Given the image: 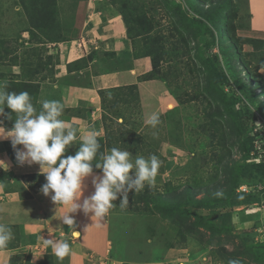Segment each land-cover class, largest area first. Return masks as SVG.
I'll return each mask as SVG.
<instances>
[{
	"label": "rangeland",
	"instance_id": "374dc122",
	"mask_svg": "<svg viewBox=\"0 0 264 264\" xmlns=\"http://www.w3.org/2000/svg\"><path fill=\"white\" fill-rule=\"evenodd\" d=\"M108 1L120 14L122 10L129 18L146 17L147 22L153 23L149 36L145 30L148 26L137 24L135 32H145L135 45L139 52L157 49L162 42L166 53L151 78H140L136 88H115L105 94L104 104L101 100L99 123L102 122L103 130L97 137L104 139V155L116 147L133 156L147 158L155 154L162 162L154 185L146 184L142 191L130 192L128 203L123 206L117 199L113 202V212L159 216L149 197L165 192L177 198L176 201H182L186 187L197 192L196 198L214 199L213 193L221 190L225 177L221 169L215 178L217 159L246 163L248 133L254 127L264 129V39L251 32L249 0H232L229 7L224 8L226 0H220L216 7V0H190L192 7L186 0H166L180 2L194 19L200 13L214 15V36L198 24L193 25L194 34H190V23H182L178 9L166 8L165 0ZM89 2L58 0L57 20L64 23L65 16L67 20L58 28L63 31L64 38L53 42L40 33L31 36V26L20 0H0V82L7 85L13 81L33 82L40 87L46 83L51 87L50 84L57 81L62 52L67 53L65 46L70 45L69 42L72 45L81 35L87 37ZM175 13L178 15L173 18ZM175 26L179 27V32ZM99 46L103 45L99 42ZM100 48L94 50L98 53L99 69L107 71L130 66L129 61H118L115 53L105 54ZM220 67L227 76L226 81L218 75ZM79 80L75 77L73 82L80 83ZM153 113L160 117L156 127L146 123ZM76 144L69 146L73 155L80 145ZM98 162L101 163L102 158ZM251 171L238 191H251L260 202L228 208H217L215 202L191 207L198 215L212 217L215 234L205 227L188 229L194 225L195 215L183 222L175 217L174 224L159 216L176 229L171 238H175L173 243L186 249L183 260L197 258L193 264H228L232 258L224 256L222 249L240 253L245 244L264 242V179L254 169ZM206 186L211 187L208 194L203 192ZM145 205L148 210H144ZM111 219L115 235L116 218ZM155 221L160 223L157 218ZM155 221L149 222L151 227L155 226ZM127 230L128 238L133 239L135 231ZM12 233L15 240L10 243L26 239L23 230L12 229ZM157 235L154 230L152 237L157 238ZM240 259L242 264H259L253 262L252 257L241 256Z\"/></svg>",
	"mask_w": 264,
	"mask_h": 264
},
{
	"label": "crops",
	"instance_id": "0c3cea01",
	"mask_svg": "<svg viewBox=\"0 0 264 264\" xmlns=\"http://www.w3.org/2000/svg\"><path fill=\"white\" fill-rule=\"evenodd\" d=\"M248 8L252 34L264 39V0H249ZM88 10L90 18L85 32L92 41L91 49L102 47L100 50L103 52H114L118 61H129L130 66L95 75L91 74L93 67L98 68L99 61L95 58L88 67H74L68 73L67 64L87 56L91 49L81 52L71 42L65 46L67 53L62 52V64L58 65L60 70L56 72L57 81L50 84L51 87L43 83L40 101L58 100L63 108L72 109L63 114L62 120L78 129L77 141L89 131L102 133V122L99 123L100 90L140 84L139 76L152 70L149 56H133L122 16L108 0H90ZM99 42L103 46H99ZM75 77L80 79V83L73 82ZM7 143H11L10 140H0V223L11 229L23 230L26 239L9 242L0 248V264H41L47 256L53 257V264H193L197 259L183 260L186 249L173 243L175 238H171L176 229L158 215L119 213L113 212L112 208L107 215L98 218L92 217V213L85 215L78 211L70 214L75 219V231L80 234L74 236V229L58 219L69 211L70 205H55L51 194L43 195L40 189L46 180L40 166H20L12 146ZM36 174L40 177H32ZM92 175L102 176V171H93ZM91 180L92 176L85 179L84 196L94 192ZM112 217L116 218L115 235ZM156 218L160 220L161 227L157 226ZM150 221H155L157 227H151ZM127 229L135 231L133 239L128 238ZM154 230L159 235L157 238L152 237ZM52 237L68 240L72 249L70 255L58 258L52 248L43 243V238Z\"/></svg>",
	"mask_w": 264,
	"mask_h": 264
},
{
	"label": "clouds",
	"instance_id": "9594fccd",
	"mask_svg": "<svg viewBox=\"0 0 264 264\" xmlns=\"http://www.w3.org/2000/svg\"><path fill=\"white\" fill-rule=\"evenodd\" d=\"M7 87L6 82H0V117L4 118L0 119V140H10L20 166H40L46 180L40 191L45 196L51 194L55 205H70L69 211L58 219L74 229V236L80 234L75 231V219L71 213L82 211L85 215L92 213V217L102 218L115 206L113 202L117 199H120V206H123L128 203L130 192L142 191L146 184L154 185L162 164L155 154L147 158L133 156L127 150L113 147L108 154L102 155L101 163L93 164L101 145L97 134L89 131L80 137L81 142L75 155H65L69 146L77 141L78 129L60 119L63 114L62 103L58 100H44L41 110L37 112L27 91L9 92ZM5 108L11 112L6 113ZM13 114L14 123L9 129L4 120H13ZM146 123L156 127L160 123L159 114H151ZM93 165L102 170V176L92 175ZM90 176L94 192L84 196V182ZM213 196L221 197L223 192L217 190ZM12 239V229L0 224V248L6 247ZM43 243L50 246L61 259L72 251L66 239L43 238ZM228 264H242V261L230 259Z\"/></svg>",
	"mask_w": 264,
	"mask_h": 264
},
{
	"label": "trees",
	"instance_id": "16d2710c",
	"mask_svg": "<svg viewBox=\"0 0 264 264\" xmlns=\"http://www.w3.org/2000/svg\"><path fill=\"white\" fill-rule=\"evenodd\" d=\"M21 1V7L28 18V22L31 26L30 33L32 37L37 36L38 33L39 35L44 37L48 41H53V42H58L64 38L63 31L58 30L59 24H64L65 21L67 20V16L64 17V23H60V20L58 22V14H59V5H58V0H20ZM188 6L192 7L193 3L190 0H186ZM220 2V0H216L214 3L216 5ZM230 2L232 3V0H226L225 5H223V8L225 6L230 5ZM220 6V4L218 5ZM165 7L166 8H171L175 7L178 9L179 15L183 18L182 23L186 24L188 21L191 27L190 34H194V24H198L201 27H204L209 33L212 34V36L215 35V32L212 28L214 26V15H207L204 13L198 14V17L196 19L192 18L188 11L183 7V5L180 2H168L165 0ZM122 14V19L124 21V24L126 26V33L128 35V38L132 42V47H133V56L135 58L140 57V56H149L151 58L152 62V70L139 76L140 78H145L149 79L152 77L154 74L155 70L159 68L160 62L162 58H164L165 54L163 51L165 49V46L160 42V46H158L157 49H149L145 52H139L137 47H135L137 43V39L145 33L142 30H137L135 32V29L137 27V24H145L148 26L145 30H147V35L149 36L153 32L154 25L151 22L146 21V17H132L129 18V15L127 13H124L121 10ZM176 15H172L173 18L177 16L178 14L175 13ZM132 19V20H131ZM180 23V22H179ZM133 24V25H132ZM215 27V26H214ZM175 29L179 32V27L175 26ZM182 40L185 42H188V39L184 37V35H180ZM194 38L196 37L195 35H192ZM156 40V39H155ZM257 40V39H256ZM260 40V39H259ZM96 49H91L89 54L85 57H82L81 59L68 63V73L73 70L74 67H88L89 63L91 62L93 64V61L95 58H98V53L94 52ZM114 53V52H113ZM105 54H110L106 52ZM216 58V55H215ZM95 66V65H94ZM112 70H101L98 69L97 67H93L91 70V74H101V73H106ZM218 75L222 81L227 80V76L224 73L223 69L218 68ZM7 91L9 92H23L27 91L30 96L32 97V101L34 106L37 109V112L41 110V105L42 102L40 101V85L38 83H33V82H27V83H19L16 81H13L12 83H9L7 85ZM123 88V87H122ZM126 88H136V84L127 86ZM115 88L111 89H105V90H100V96L102 98V103H105V94L108 92L113 91ZM72 109L70 108H63V114L71 111ZM5 112H11L10 109L5 108ZM63 114L60 117V119L63 118ZM14 114H13V120L9 121L5 119V126L9 127L12 126L14 123ZM252 130L251 132L248 133L247 135V142H248V149H247V155L249 158L247 159L248 161L242 164H239L237 162H230L228 160H223L222 158H218L216 161V164L214 165L216 169L215 171V178H217L218 172H221V169L224 173V180L223 184L220 185V189L223 192V196L221 197H215L214 199H209L206 197L202 198H196L195 194L197 192L192 191L191 187H186L184 190V193L186 194L184 196V200H179L176 201L173 198V196H168L165 192H157L154 195L150 196L151 200V206L154 210L157 211L159 216L163 217L166 220H171L170 222H176L174 221L175 217H177L180 221H189L188 217H191V215H195L196 219L193 222L194 225L191 227H187L188 229H193L195 227H205L209 229L213 234H215L216 231V226L213 224L212 225V217L210 215L208 216H201L198 215L191 207L193 206H200L202 205L207 206L206 204L210 203H217L218 205H215L217 208H228L232 206H237V205H247V204H252V203H258L260 202V198L256 196L255 194L251 193L249 191L248 193L238 191V188L243 185L244 180L251 174V170L254 169L257 172V175L262 177L264 179V161L261 162H256L250 160V152L252 149ZM98 141L100 142V149L98 150V154L96 159L92 162L93 164L99 163L98 159L102 158V155H104L105 151V144H104V139L103 137H97ZM81 142V141H80ZM79 141H77V146L80 144ZM8 145H11V143H7ZM65 155H73V150L71 147H69L68 151L65 153ZM217 167V168H216ZM102 171L101 169L95 168L93 165V171ZM40 175H32V177H37ZM206 191V194L211 192V187L206 186L204 189V193ZM174 199V200H173ZM189 205V206H188ZM148 205H145L144 210H148ZM174 224V223H173ZM225 230V229H223ZM178 236H180L179 231H178ZM181 237V236H180ZM246 245V246H245ZM243 246V251L240 253L233 252V251H227L226 249H222V254L225 256H229L232 259H240L241 256L243 257H252V261L259 263V264H264V242H254L251 244H245ZM242 262L243 260L240 259ZM41 264H53V257L52 256H47L44 260L43 263Z\"/></svg>",
	"mask_w": 264,
	"mask_h": 264
},
{
	"label": "built area",
	"instance_id": "2783aa9c",
	"mask_svg": "<svg viewBox=\"0 0 264 264\" xmlns=\"http://www.w3.org/2000/svg\"><path fill=\"white\" fill-rule=\"evenodd\" d=\"M91 41L81 36L79 39L73 41V45L81 52H88L91 48ZM252 149L250 152V160L261 162L264 161V129L262 127H254L252 129Z\"/></svg>",
	"mask_w": 264,
	"mask_h": 264
}]
</instances>
